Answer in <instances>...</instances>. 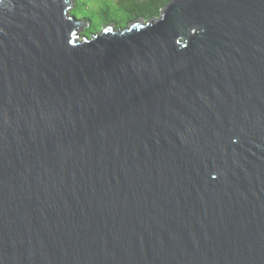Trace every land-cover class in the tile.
I'll list each match as a JSON object with an SVG mask.
<instances>
[{"label": "water", "instance_id": "95a60500", "mask_svg": "<svg viewBox=\"0 0 264 264\" xmlns=\"http://www.w3.org/2000/svg\"><path fill=\"white\" fill-rule=\"evenodd\" d=\"M71 6L0 0V264H264V0Z\"/></svg>", "mask_w": 264, "mask_h": 264}, {"label": "trees", "instance_id": "16d2710c", "mask_svg": "<svg viewBox=\"0 0 264 264\" xmlns=\"http://www.w3.org/2000/svg\"><path fill=\"white\" fill-rule=\"evenodd\" d=\"M83 6H95L90 15H83L85 25L81 36L99 32L105 25L113 24L115 29H124L132 22L147 21L159 16L161 9L170 0H71ZM73 11L70 9L69 13Z\"/></svg>", "mask_w": 264, "mask_h": 264}, {"label": "rangeland", "instance_id": "374dc122", "mask_svg": "<svg viewBox=\"0 0 264 264\" xmlns=\"http://www.w3.org/2000/svg\"><path fill=\"white\" fill-rule=\"evenodd\" d=\"M90 3L89 6L85 7L83 6L79 1L78 2H72L71 10L73 11L71 14L75 15L76 18L82 19L83 15H90L91 14V9L95 6L91 5ZM84 25H82L79 29L78 32L83 30Z\"/></svg>", "mask_w": 264, "mask_h": 264}]
</instances>
